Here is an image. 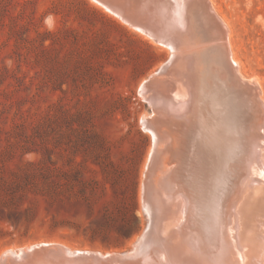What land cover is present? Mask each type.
<instances>
[{"label": "rangeland", "instance_id": "1", "mask_svg": "<svg viewBox=\"0 0 264 264\" xmlns=\"http://www.w3.org/2000/svg\"><path fill=\"white\" fill-rule=\"evenodd\" d=\"M211 1L264 97V0ZM169 55L92 0H0V185L28 163L40 185L47 169L51 183L70 173V195L55 200L29 192L6 204L0 186V255L43 242L103 252L137 243L153 114L140 90Z\"/></svg>", "mask_w": 264, "mask_h": 264}, {"label": "bare ground", "instance_id": "2", "mask_svg": "<svg viewBox=\"0 0 264 264\" xmlns=\"http://www.w3.org/2000/svg\"><path fill=\"white\" fill-rule=\"evenodd\" d=\"M163 1L170 41L161 43L92 0L170 55L140 90L153 110L143 121L152 138L142 196L151 225L141 260L99 251L107 261L90 256L89 264H264L263 90L241 73L231 29L211 0ZM66 247L64 263L27 245L5 251L0 264L87 263L74 259L86 250Z\"/></svg>", "mask_w": 264, "mask_h": 264}, {"label": "water", "instance_id": "3", "mask_svg": "<svg viewBox=\"0 0 264 264\" xmlns=\"http://www.w3.org/2000/svg\"><path fill=\"white\" fill-rule=\"evenodd\" d=\"M96 1H98V3H100L104 7L112 10L114 13L118 14L129 23L146 28L148 31L151 32L152 36H154V38L157 39L158 42L163 43L170 41V36L163 29L162 21L160 18V10H161L160 8L163 9L165 5V2L163 0H96ZM197 22H199V19H197ZM197 22L196 25L197 26L200 25ZM245 79L248 78L245 77ZM143 186L144 185H142V196H143ZM142 196L141 198H143ZM143 212L147 217L145 232L146 231L149 232V228L151 225L149 214L145 211V208H143ZM148 232H146L147 235L145 234L146 236L144 235L142 240L141 238H139L137 243L129 250L125 252H111L113 254H116V256L113 257L126 261L141 260L139 257H141L140 255L143 252L144 244L148 239V235H149ZM31 247H35V249L38 248L40 251H43L44 253H46L45 257H48L49 260L51 259L56 263L57 262L64 263L65 260H67V258L70 259V253H68L69 248H67L66 246L60 243L43 242V243L33 244L31 245ZM74 255H75L74 259L83 258L87 260V263L84 264L91 263L93 259H91L90 256H93L94 258L98 259L99 263H105L108 259L107 257H104L105 255L101 254V252L99 251H88V250L78 251Z\"/></svg>", "mask_w": 264, "mask_h": 264}, {"label": "trees", "instance_id": "4", "mask_svg": "<svg viewBox=\"0 0 264 264\" xmlns=\"http://www.w3.org/2000/svg\"><path fill=\"white\" fill-rule=\"evenodd\" d=\"M34 167H36V163H28L26 169H22V174L13 173L14 181H3L1 183V191L3 192L5 202L8 201L6 204L19 205L27 199L29 192L44 198L50 196L53 200L63 195H70V173L60 172L61 175L65 176L66 180L51 183L48 176L52 171L47 169L40 174L43 179V185H40L33 180L36 173L29 171L30 168Z\"/></svg>", "mask_w": 264, "mask_h": 264}]
</instances>
